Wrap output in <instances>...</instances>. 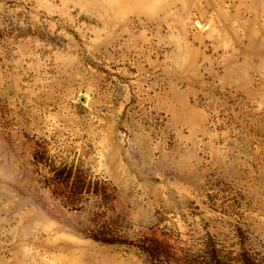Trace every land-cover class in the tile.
<instances>
[{"label": "rangeland", "instance_id": "374dc122", "mask_svg": "<svg viewBox=\"0 0 264 264\" xmlns=\"http://www.w3.org/2000/svg\"><path fill=\"white\" fill-rule=\"evenodd\" d=\"M0 264H264V0H0Z\"/></svg>", "mask_w": 264, "mask_h": 264}]
</instances>
